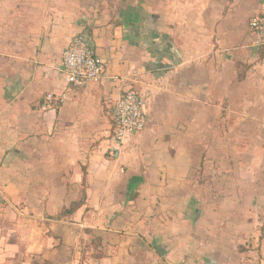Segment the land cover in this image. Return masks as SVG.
<instances>
[{"label":"crops","instance_id":"0c3cea01","mask_svg":"<svg viewBox=\"0 0 264 264\" xmlns=\"http://www.w3.org/2000/svg\"><path fill=\"white\" fill-rule=\"evenodd\" d=\"M263 8L0 0V260L23 248L31 264L39 237L40 264H264V45L249 28ZM78 32L106 70L68 87ZM129 87L147 124L118 144Z\"/></svg>","mask_w":264,"mask_h":264},{"label":"built area","instance_id":"2783aa9c","mask_svg":"<svg viewBox=\"0 0 264 264\" xmlns=\"http://www.w3.org/2000/svg\"><path fill=\"white\" fill-rule=\"evenodd\" d=\"M249 28L255 35V42L264 45V8L249 20ZM106 70L102 59L91 38L84 32L72 36L61 53L60 73L68 87H81L84 84L101 78ZM62 95L47 94L46 101H62ZM143 95L131 87L126 88L119 96L111 111L112 137L118 144L141 132L147 124L144 112Z\"/></svg>","mask_w":264,"mask_h":264},{"label":"rangeland","instance_id":"374dc122","mask_svg":"<svg viewBox=\"0 0 264 264\" xmlns=\"http://www.w3.org/2000/svg\"><path fill=\"white\" fill-rule=\"evenodd\" d=\"M35 238H37L39 240V237H33V239H34L33 240L34 249H32L33 256L31 258V264H40V259L41 258L40 257L39 258L37 257L38 252H36V251H38V248L40 246L39 245L40 243L39 242H35ZM36 247H37V250L35 251ZM24 253H25V251L22 248V251H19V253L17 255V258L14 260L15 261L14 264H25V260L24 259H26V260L29 259V256H24ZM29 261H30V259L27 260V264H29ZM0 263L1 264H10L7 261H5V259H3V258H1ZM11 264H12V262H11Z\"/></svg>","mask_w":264,"mask_h":264},{"label":"trees","instance_id":"16d2710c","mask_svg":"<svg viewBox=\"0 0 264 264\" xmlns=\"http://www.w3.org/2000/svg\"><path fill=\"white\" fill-rule=\"evenodd\" d=\"M66 212H69V211H66ZM43 264H47V263L45 262V263H43Z\"/></svg>","mask_w":264,"mask_h":264}]
</instances>
